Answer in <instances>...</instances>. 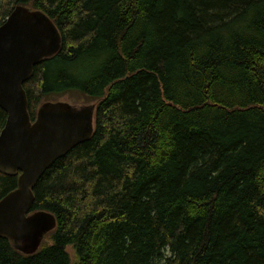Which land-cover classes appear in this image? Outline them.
I'll return each mask as SVG.
<instances>
[{
  "label": "trees",
  "instance_id": "obj_1",
  "mask_svg": "<svg viewBox=\"0 0 264 264\" xmlns=\"http://www.w3.org/2000/svg\"><path fill=\"white\" fill-rule=\"evenodd\" d=\"M18 5L63 40L31 118L76 91L95 128L33 189L55 229L32 255L0 237V264H264V0H0V26Z\"/></svg>",
  "mask_w": 264,
  "mask_h": 264
},
{
  "label": "water",
  "instance_id": "obj_2",
  "mask_svg": "<svg viewBox=\"0 0 264 264\" xmlns=\"http://www.w3.org/2000/svg\"><path fill=\"white\" fill-rule=\"evenodd\" d=\"M62 44L56 24L41 10L18 5L0 26V108L7 113L0 132V172L18 176L17 188L0 200V237L25 255L36 253L57 225L50 212L31 213L33 189L58 159L89 141L95 128L96 103L46 101L34 119L29 113L24 84Z\"/></svg>",
  "mask_w": 264,
  "mask_h": 264
},
{
  "label": "rangeland",
  "instance_id": "obj_3",
  "mask_svg": "<svg viewBox=\"0 0 264 264\" xmlns=\"http://www.w3.org/2000/svg\"><path fill=\"white\" fill-rule=\"evenodd\" d=\"M47 101H53V102H68L70 104L76 105V106H86L90 104H95L96 102H92L87 100L85 97H83L79 92L71 91L63 94H54L47 98ZM69 253L74 258V249L72 247L68 248ZM169 255V252L167 253Z\"/></svg>",
  "mask_w": 264,
  "mask_h": 264
}]
</instances>
